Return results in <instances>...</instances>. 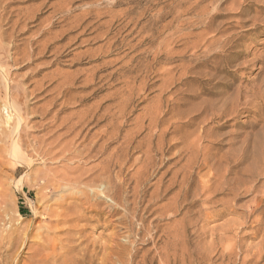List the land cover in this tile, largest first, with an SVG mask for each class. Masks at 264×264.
Segmentation results:
<instances>
[{
	"label": "rangeland",
	"instance_id": "1",
	"mask_svg": "<svg viewBox=\"0 0 264 264\" xmlns=\"http://www.w3.org/2000/svg\"><path fill=\"white\" fill-rule=\"evenodd\" d=\"M3 4L8 6L0 14V264H264V0H0ZM86 12L84 32L74 28L54 42L51 35L69 29ZM32 13L38 20L30 18ZM17 19L19 25L12 26ZM24 25L27 32H22ZM43 30L49 33L40 34ZM34 38L38 42L31 43ZM48 39L54 43L43 58L35 54L13 61ZM102 61H108L103 74L110 73L101 82L105 88L76 105L87 91L78 82L75 89L67 88L68 81ZM120 67L117 81L114 71ZM38 70L33 77L45 74L48 88L33 98L24 88ZM119 88L122 106L115 107ZM66 89L70 95H64ZM52 96L55 105L48 102ZM12 100L20 108L23 163L8 153L16 121L7 127L4 119ZM99 103L109 107L108 118L92 128L88 139L102 142L103 130L113 137L120 124V141L106 143L113 141L110 149L121 144L122 175L130 185L142 161L151 163L141 171L146 195L138 208L133 204L137 211L130 216L123 215L121 206L111 214L110 197L103 198L95 214L92 199L85 204L79 188L56 181L80 161L83 169L101 161L96 152L90 155L97 158H83L89 153L84 133L73 140L75 146L82 143L65 159L57 145L71 137L63 135V119L72 112L75 119L86 108L94 111ZM116 109L122 110L120 117L111 115ZM244 147L254 153L237 168L251 167L258 180L251 183L243 176L247 184L237 185L231 175L226 178L234 193L214 192L221 169L235 164ZM110 149L103 157L110 153L114 164L118 157ZM45 150L53 155H36ZM40 176L50 183L39 191ZM250 185L254 189L247 191Z\"/></svg>",
	"mask_w": 264,
	"mask_h": 264
},
{
	"label": "bare ground",
	"instance_id": "2",
	"mask_svg": "<svg viewBox=\"0 0 264 264\" xmlns=\"http://www.w3.org/2000/svg\"><path fill=\"white\" fill-rule=\"evenodd\" d=\"M4 6H2V7H0L2 10H0V14L2 15V17L5 15V13L7 12L6 11V7L5 6H8V4H3ZM196 6V5H195ZM87 14H89V12H86L84 15H82L81 16V18H77V20H76V22L73 24H71V26H69V29H61L60 31H58V32H55V34H53V35H51V38H55V39H57V40H54V42H60V41H62V40H64L66 37H67V35H68V33L69 32H71V30L72 29H74V28H83V31H81L80 33H82V32H84V30H85V28H86V26H87V23H86V20H87V17H86V15ZM92 15V14H91ZM89 17V16H88ZM98 17V16H97ZM1 18V17H0ZM10 18H11V16H10ZM9 18V19H10ZM30 18L32 19V20H34V21H36V20H38V15L36 14V13H32L31 14V16H30ZM83 18V19H82ZM92 18V17H91ZM115 22V21H114ZM19 19H17V20H15L14 21V23H13V25L12 26H14V25H19ZM33 26V25H32ZM26 28V26L24 25V27L22 28V29H25ZM250 28V27H249ZM29 30V28H26V31L24 30V31H22V32H27ZM125 30V29H124ZM33 31V30H32ZM44 33H49V30H43V31H41V33L40 34H44ZM126 35V34H125ZM76 37H78V36H75L74 38H76ZM32 38V37H31ZM93 38V37H92ZM206 39V38H205ZM49 40L50 39H48L46 42H44V43H39V44H37V46L36 47H33L31 50H29V51H24V56H22L21 58H16V57H14L13 58V61H15V62H17V61H20V60H23V59H29L30 57H32V56H34L35 54H37V55H39L41 58H43L44 56H46V52L49 50V48H51V44L52 43H54V42H52V43H49ZM142 40V39H141ZM225 41V40H224ZM36 42H38V40L37 39H33L32 41H31V43H36ZM75 42V41H74ZM226 42V41H225ZM88 43H89V41H88ZM139 43V42H138ZM204 44V43H203ZM210 45V44H209ZM228 47V46H227ZM36 49H37V53H36ZM81 52V51H80ZM141 52V51H140ZM66 54H65V56H67V55H69V52H65ZM207 55V54H206ZM102 56V55H101ZM136 56V55H135ZM195 56V55H194ZM210 56V55H209ZM75 57V56H74ZM74 59H79V58H74ZM87 62V61H86ZM88 62H90V61H88ZM49 63L51 64V65H54V64H56L57 63V57L56 58H54V59H52V60H50L49 61ZM107 63H108V61H102L100 64H98V65H93V66H91V67H89L88 69H87V71L85 70L80 76H75V77H72L68 82H69V84H68V87L67 88H70L71 90H73V89H75L73 86H74V84L76 83V82H78L79 84H80V87L79 88H82L83 90L85 89V91H87V93H83L82 95H80L78 98H79V103L78 104H76V105H78V106H82V103H84V102H86V101H88V100H90L92 97H93V95H95L96 93H98L99 91H102L103 90V87H104V84H102L101 85V82H103L104 81V79L105 78H107V76L110 74V73H106V74H103V72L106 70V65H107ZM128 64V63H127ZM120 69H121V67L120 68H116L115 69V71H114V74L117 76V81H119V77L120 76H122V75H120ZM134 69V68H133ZM43 70V69H42ZM42 70H38V71H36L35 72V74H32V76L30 77V78H33V79H31L29 82H30V84L29 85H27L25 88H24V91L26 90L27 91V93L28 94H30V95H32V97L33 98H35V97H37V96H39L41 93H43V92H45V91H47V88H48V86H44V78H45V74H43V75H41L40 76V78H35L36 77V75H38L39 74V72L40 71H42ZM78 70V69H77ZM206 72V71H205ZM99 73H101L100 75H99ZM105 73V72H104ZM33 75L35 76V77H33ZM29 76V75H28ZM62 76V75H61ZM27 79V78H26ZM206 79V78H205ZM136 81V80H135ZM51 82V81H50ZM116 82V81H115ZM150 84V83H149ZM48 85V84H47ZM135 85V84H134ZM262 85V84H261ZM164 87V86H163ZM105 88V87H104ZM172 88V87H171ZM87 89V90H86ZM166 89H167V87H166ZM243 89V88H242ZM63 90V89H62ZM263 90V89H262ZM248 91V90H247ZM258 91V90H257ZM243 92V91H242ZM70 93V90H68V89H66L65 91H64V95H70L69 94ZM161 93V92H160ZM250 93V92H249ZM59 95V94H58ZM72 95V98H74V97H76V96H74L73 94H71ZM115 95H116V100H120L121 98H122V96H121V90H120V88L119 89H116V91H115ZM10 96V95H9ZM129 96V95H128ZM227 96V95H226ZM161 97V96H160ZM43 98H45V95L43 96ZM69 98H71V97H69ZM110 98V97H109ZM227 98V97H226ZM55 97L54 96H52L51 98H49V101L48 102H50V104H54V101H55ZM220 100V99H219ZM107 101V100H106ZM164 101V100H163ZM232 101V100H231ZM76 102V101H75ZM105 102V101H104ZM116 102V101H115ZM71 103V102H70ZM73 103V102H72ZM103 103V102H102ZM121 103H122V101L120 100V101H118L116 104L114 103V106L115 107H119V106H122L121 105ZM140 103V102H139ZM172 103V102H171ZM240 103V102H239ZM63 104V103H62ZM55 105V104H54ZM53 105V106H54ZM68 105V104H67ZM70 105V104H69ZM75 105V106H76ZM9 106H10V108H11V110H10V113H8L7 115H6V117H5V119H4V123L6 124V125H8L7 127H9L10 126V122H11V120L13 119H15L14 120V122H15V124L13 125V126H11L12 128H11V130H10V133H12V140H11V146H10V149L8 150V153L11 155V157H13V158H15L19 163H21L22 161H23V144H22V140H21V137H20V135H19V120L21 121V118H20V108H19V105L15 102V101H11V102H9ZM66 106V105H65ZM203 106V105H202ZM63 107V106H62ZM155 107V106H154ZM161 107V106H160ZM204 107V106H203ZM150 108V107H149ZM225 108V107H224ZM263 108V107H262ZM108 109H109V107L108 106H103V104H101V103H99L98 105H97V109L96 110H88L87 108H86V110L85 109H83V111L80 113V114H77V115H75L74 116V118L75 119H73V114L75 113V112H72V113H69V115L65 118V119H63V121H66V125L65 126H63L64 128H65V132L63 133V135L64 134H68L69 136H71L68 140H67V142H63V143H57V145L58 146H61V148L59 149L60 150V153H61V155L63 156V158L62 159H65V158H67V156H68V154H72L73 152H74V149H75V147L76 146H80L81 145V143L82 142H79L78 143V145H74V143H73V140L76 138V136L78 135V136H80L81 134H83V137H84V139H86V140H88V142L86 143V146H87V148H85L86 149V151H88L89 153L88 154H85L84 156H83V158H87V160H89V157H90V159L91 158H97V157H95V156H97V154L96 153H100L101 154V156H102V159H101V161H99L98 163H96L94 166H91V167H89L88 169H83L82 168V166H80L81 164H79V163H81V161L80 162H78V166H74V168H72V167H69V169H73V170H69V172L68 171H65V172H61L60 173V177L58 178V179H56V181L57 182H61V183H63V184H65V185H67V186H70L71 188H72V186H74V187H77V188H79L80 189V191H81V194H82V196H83V198L81 197V199H84V203L86 202L87 203V201H89L90 199H92L93 200V202H91V206L93 207V211L95 212V214L96 213H99V212H101V209H102V207L100 206L101 205V203H104V199H105V197H110V199L109 200H111V202H113V203H108L109 205H107L109 208H110V213L112 214V213H117L118 214V212H119V207L121 206L122 208V210L124 211V213H123V215L126 217L128 214H129V216H130V214L132 215V214H135V212L137 211V210H135V209H137L138 208V205H136V203H138L139 201H141L142 202V196H144V194L146 195V193H145V190L146 189H144V188H142L141 187V183L143 182V178H142V174L144 175V171L145 170H147L148 168H149V166L151 165V163H150V161L148 162H146V161H142V163H141V165L140 166H138V168L136 169V171L133 173L134 174V178H135V181H134V183H133V185H130V183L128 182V181H126V177L124 178V176L122 175V172H123V167H124V165H123V163H124V158H122V157H120V153H118V151H119V149H120V146H121V144L120 145H118V146H113L111 149L109 148L110 147V143H112L113 141H111L110 143H106V140H111V139H113V138H115V141H117V139L119 140V138H120V135H119V130H120V127H119V123L118 124H116L115 125V127H114V129L112 130V136L113 137H111L110 135H108L106 132V130H103V133L101 132V134H100V139H102V138H104V140L102 141V142H99L98 140L97 141H93L92 142V138L90 137V139H88V134L90 133V131L92 130V128L93 127H96L99 123H101V122H103V121H105V120H107V118H108V115H106V114H109V112H107L108 111ZM133 109V108H132ZM100 110H101V112H100ZM150 110V109H149ZM232 110V109H231ZM194 111V110H193ZM157 112H159V111H157ZM221 113V112H220ZM116 114H118L117 115V117H120L121 115H122V110H114V112L111 114V115H113V117L116 115ZM159 114V113H158ZM218 114V113H217ZM216 114V115H217ZM16 116V117H15ZM148 116V115H147ZM192 116V115H191ZM113 117H112V119H113ZM146 118V117H145ZM190 118V117H189ZM179 122V121H178ZM132 124V123H131ZM90 125H92L91 127H90ZM169 126V125H168ZM171 126V125H170ZM7 127L5 128V129H7ZM106 127H107V125H106ZM152 127V126H151ZM138 129V128H137ZM136 130V129H135ZM166 129H164V131H165ZM201 130V129H200ZM6 131V130H5ZM101 131V130H100ZM127 131V130H126ZM4 133V134H3ZM5 133H7V132H2L1 134H3V136L5 135ZM9 133V134H10ZM189 133V132H188ZM8 134V135H9ZM18 134V135H17ZM98 134V133H97ZM7 135V134H6ZM6 135H5V137H6ZM188 135V134H187ZM15 136H17L16 138H15ZM1 137V136H0ZM82 137V138H83ZM106 137V138H105ZM195 137V136H194ZM2 138H4V137H2ZM1 138V139H2ZM15 138V139H14ZM194 139V138H193ZM4 140V139H3ZM76 140V139H75ZM120 141V140H119ZM132 141V140H131ZM10 143V142H9ZM51 143H53V142H51ZM51 143H47L48 145H51ZM121 143V142H120ZM131 143V142H130ZM60 144H62V145H60ZM126 144H128V143H126ZM255 144H257V142L255 141ZM254 144V146L252 147V148H254L255 149V145ZM56 145V144H55ZM41 146V145H40ZM46 146V145H45ZM128 146H129V144H128ZM131 146V145H130ZM123 148H124V146H122ZM122 147H121V149H122ZM148 147H150V146H148ZM147 147V148H148ZM147 148H146V150H147ZM33 149H35V147L33 148ZM36 149H37V147H36ZM109 149H110V152L111 153H113L114 155H116L117 157H118V160H117V162L116 163H114V164H111L110 163V161H111V154L109 153L108 155H106V156H104L103 157V155L107 152V151H109ZM125 149H126V147H125ZM124 149V150H125ZM150 150V149H149ZM242 150H243V152H242ZM242 150H241V152H242V154H241V156H239L238 158H236V159H233V157H232V159L234 160V161H236V163L235 164H233V165H229V166H227L226 167V169L225 168H223V169H221L223 172H221V173H219L218 174V176H219V178H218V181H217V184H216V186H215V188H214V192H219V191H221L222 193H225V194H232V193H234V190H235V188L234 187H232V184H233V182H229V180L226 178V177H229V176H231V175H233V178L234 179H232V180H237V182H236V184L237 185H243V186H245L246 184H247V180L246 179H244L243 178V176H248L249 177V180H250V182L251 183H253L254 181H257L258 179H257V175L259 174V173H257V175L256 174H254V172L252 173L251 171H250V168H242V169H238L237 167H238V165L239 164H241V162L244 160V159H247V157H249V153H251V150H249L247 147H244V148H242ZM256 150V149H255ZM40 151V150H39ZM51 150H49V152L48 151H43V153L41 152V154L37 151L36 152V155L39 157V155L41 156H50V155H53V153H51L50 152ZM126 151V150H125ZM253 151V153H254V150H252ZM6 152V151H5ZM33 152V151H32ZM57 152V151H56ZM55 152V153H56ZM94 153V152H96L95 153V155H90L91 153ZM147 152H148V150H147ZM233 152V151H232ZM59 153V154H60ZM35 155V156H36ZM78 156H82V152L80 151V153L78 154ZM122 156V155H121ZM138 156H140V155H138ZM148 156V155H147ZM145 157V159H147L148 157ZM237 156V155H236ZM10 157V158H11ZM231 157V156H230ZM235 157V156H234ZM82 158V159H83ZM150 158V157H149ZM30 159V158H29ZM80 159V158H79ZM151 159V158H150ZM227 160H229L230 162L232 161V159L231 158H229V157H227L226 158ZM81 160V159H80ZM126 160V159H125ZM137 160H139V159H137ZM136 160V161H137ZM148 160V159H147ZM221 160V159H220ZM15 161V160H14ZM141 161V160H140ZM222 161V160H221ZM76 162V161H75ZM23 163V162H22ZM227 163V162H226ZM16 164V163H15ZM254 164V163H253ZM18 165V164H17ZM114 165V166H113ZM252 165V164H251ZM253 167V166H252ZM68 168V167H67ZM111 168H117V170L114 172V175H112L111 173H108L110 170H111ZM63 169H64V167H63ZM19 170V169H18ZM66 170V169H65ZM177 170H178V168H177ZM176 170V171H177ZM252 170V169H251ZM141 171H143V172H141ZM250 171V172H249ZM253 171V170H252ZM48 172V171H47ZM50 173V172H49ZM171 173H174V172H171ZM182 173V172H181ZM47 173H45L44 175H46ZM147 174V173H146ZM178 174V173H177ZM148 175V174H147ZM183 175H184V173H183ZM236 175H238L239 176V178L237 179L236 178ZM172 176H175V174L173 175L172 174ZM41 177V176H40ZM144 177V176H143ZM146 177V176H145ZM150 176H148V178H149ZM160 177V176H159ZM162 177V176H161ZM129 178V177H128ZM173 178V177H172ZM143 179V180H142ZM147 179V178H146ZM159 179H161V178H159ZM182 179H183V177H182ZM35 180V179H34ZM41 180L43 181L42 182V184L41 185H39L38 186V190L40 191V190H42L44 187H46V185L47 184H49L50 183V178H48L47 176H44V177H41ZM113 180H115L113 183H112V181ZM148 180V179H147ZM169 180V179H168ZM167 180V181H168ZM172 180V179H171ZM56 181L54 180V183H52V185H56ZM161 181V180H160ZM173 181V180H172ZM209 181V180H208ZM131 182V181H130ZM174 182V181H173ZM31 183V182H30ZM37 183V182H36ZM35 183V184H36ZM111 183H112V186H111ZM154 183V182H153ZM169 183V182H168ZM172 183V182H171ZM157 184V183H156ZM166 184V183H165ZM51 185V184H50ZM161 185H162V182H161ZM176 185V184H175ZM205 186H206V184H204ZM203 185V186H204ZM224 185L226 186V187H224ZM160 186V185H159ZM169 186V185H168ZM168 186L166 185L165 187L166 188H168ZM171 186V185H170ZM56 187V186H55ZM155 187H157V186H155ZM262 187H264V182L262 183ZM76 188V189H77ZM88 188V189H87ZM149 188V187H148ZM170 188V187H169ZM254 189V186L253 185H250V187H246V189H247V191L249 190V189ZM74 189V188H73ZM79 189H77L78 191H79ZM131 190V194H129L128 195V190ZM156 189V188H155ZM206 189V188H205ZM87 190H88V192H87ZM163 190V189H162ZM153 191H154V189H153ZM173 191V190H172ZM75 192V191H74ZM155 192V191H154ZM80 193V192H79ZM28 194L29 193H25L24 195L27 197L28 196ZM74 194V193H73ZM75 194H76V192H75ZM78 194V193H77ZM148 194V193H147ZM155 194V193H154ZM168 194V193H167ZM152 195V194H151ZM93 198H92V197ZM45 200H46V198L44 197V196H42ZM41 197V198H42ZM130 197H132V201H130L131 199H130ZM180 197V196H179ZM179 197H177V199H179ZM262 197L264 198V189L262 190ZM104 198V199H103ZM145 198V197H144ZM150 198H151V196H150ZM172 198H173V196H172ZM142 199V200H141ZM108 200V199H107ZM108 200V201H109ZM106 202V201H105ZM85 203V204H86ZM132 203V208H130L131 209V211L132 212H128L127 210L129 209V205ZM224 203V202H223ZM40 204V203H39ZM78 204H80L81 205V202L80 203H78ZM78 204H75V205H78ZM100 204V205H99ZM107 203H105V205H106ZM133 204H135L136 205V207L137 208H135V205H133ZM42 205V204H41ZM79 205V206H80ZM102 205H104V204H102ZM105 205L103 206L104 208H105ZM162 205V204H161ZM169 205H170V203H169ZM226 205V204H225ZM38 206V205H37ZM72 206V205H71ZM74 206V205H73ZM72 206V207H73ZM81 206H84V205H81ZM101 208H100V207ZM134 206V207H133ZM171 207H172V205H170ZM188 206V205H187ZM260 206V205H259ZM131 207V206H130ZM257 207V206H256ZM81 208V207H80ZM103 208V209H104ZM170 208V207H169ZM173 208V207H172ZM175 208V207H174ZM185 208H186V206H185ZM33 209V208H32ZM77 209V208H76ZM82 209V208H81ZM99 209V210H98ZM106 209H108V208H106ZM129 209V210H130ZM252 209V208H251ZM34 210V209H33ZM46 210V209H45ZM44 210V211H45ZM186 210V209H185ZM264 209H262L261 211H263ZM82 211V210H81ZM109 211V210H108ZM36 212V211H35ZM35 212L33 211V214H35ZM69 212V211H68ZM80 212V211H79ZM78 212V213H79ZM72 213H73V211H72ZM78 213H75V214H77V217H79L78 216ZM83 213V212H82ZM253 213V212H252ZM64 214H67V213H64ZM74 214V213H73ZM260 215H261V212L259 213ZM263 214V213H262ZM56 215V214H55ZM72 215V214H71ZM79 215H80V213H79ZM72 216H74L75 217V215H72ZM72 216H69V217H72ZM86 216V215H85ZM82 217V216H81ZM84 217V216H83ZM91 217H92V215H91ZM123 216L121 215V217H120V220H121V218H122ZM124 217V218H125ZM259 217V216H258ZM56 218V217H55ZM65 219H64V221L65 220H67L66 218H67V216H65L64 217ZM73 218V217H72ZM72 218H71V220H72ZM80 218V217H79ZM86 218V217H85ZM124 218H122V219H124ZM75 219V218H74ZM73 219V221H77V220H74ZM78 219V218H77ZM82 219V218H81ZM127 219V218H126ZM70 220V221H71ZM79 220V219H78ZM113 220V219H112ZM119 220V219H118ZM258 220V222L260 221V219L258 218L257 219ZM69 221V222H70ZM66 222V221H65ZM78 222V221H77ZM77 222H75V223H77ZM122 222V221H121ZM143 222V221H142ZM261 222V221H260ZM264 223V222H263ZM71 224V223H70ZM78 224V223H77ZM131 224V223H130ZM71 225H73V224H71ZM75 225V224H74ZM80 225V224H79ZM132 226V228H133V225L134 224H131ZM28 226V225H27ZM68 226V225H67ZM83 226V228H84V225H82ZM260 226V225H259ZM71 227V226H70ZM75 228L74 229H76V226H74ZM130 227V226H129ZM145 227V226H144ZM29 228V227H28ZM139 229V228H138ZM28 230V229H27ZM26 230V231H27ZM72 230V229H71ZM133 230V229H132ZM182 230V229H181ZM70 231V230H69ZM77 231H78V228H77ZM76 231V232H77ZM185 231V230H184ZM139 232V231H138ZM182 232H183V230H182ZM81 233V232H80ZM181 234H184V232L183 233H181ZM175 235V234H174ZM26 236V235H25ZM175 236H177V234L175 235ZM180 236V235H179ZM68 237H72V236H68ZM184 237H185V235L183 236V239H184ZM175 238V237H174ZM181 238H182V236H181ZM51 239H53V238H51ZM68 239H70V238H68ZM176 239H177V237H176ZM178 240V239H177ZM181 240V239H180ZM26 241V240H25ZM37 241V240H36ZM128 241V240H127ZM146 241V240H145ZM182 242V241H181ZM51 243H53V241H51ZM234 243V242H233ZM88 244V246H89V243H87ZM87 244H85V245H87ZM184 244V243H183ZM53 245H55L54 243H53ZM85 245L83 246V247H85ZM260 245V244H259ZM80 246V245H79ZM87 246V247H88ZM235 246V245H234ZM83 247H82V249H83ZM93 247V246H92ZM70 248H71V246L69 247V250H70ZM78 248V247H77ZM80 248H81V246H80ZM176 248V247H175ZM39 250H40V248H38ZM54 248H51V253H53L54 252V250H53ZM68 249V248H67ZM75 249V248H74ZM74 249H73V252H74ZM86 249V252H87V248H85ZM36 250H37V248H36ZM38 250V251H39ZM41 250H43L42 248H41ZM69 250H66V252L67 251H69ZM72 250V249H71ZM81 250V249H80ZM89 250H91V249H89ZM88 250V251H89ZM79 251V250H78ZM84 251V250H83ZM92 251V250H91ZM216 251V250H215ZM263 251V250H262ZM41 252V251H40ZM39 252V253H40ZM72 252V251H71ZM80 253H81V251H79ZM230 252V251H229ZM260 252V251H259ZM39 253H37L36 252V255H38ZM70 253V252H69ZM68 253V255H70ZM90 253V252H89ZM34 255H35V253H33ZM59 254V253H58ZM66 254V253H65ZM72 254V253H71ZM83 254V253H82ZM86 254H88V253H86ZM93 254V253H92ZM131 254H134V253H131ZM263 254V253H262ZM262 254H258V256H261ZM67 255V254H66ZM73 255H75L74 253H73ZM77 255V254H76ZM75 255V256H76ZM81 255V254H80ZM94 255V254H93ZM93 255H92V257H93ZM46 256V255H45ZM74 256V257H75ZM79 256V255H78ZM86 256V255H85ZM130 256V255H129ZM60 257V256H59ZM59 257H58V259H59ZM63 257V256H62ZM65 257V256H64ZM68 257H71V256H68ZM73 257V258H74ZM81 257H84V255L83 256H81ZM89 257V256H88ZM65 258H67V257H65ZM80 258V257H79ZM87 258V257H86ZM90 258H91V256H90ZM261 258L263 259V256H261ZM49 259H50V256H49ZM76 258H74L73 260H75ZM84 259V258H83ZM82 259V260H83ZM260 259V258H259ZM38 262H39V260L38 259H36ZM42 260V259H41ZM45 260V259H44ZM57 260V259H56ZM62 260V259H61ZM66 260V259H65ZM67 260H70V259H67ZM246 260V259H245ZM46 261V260H45ZM81 261V260H80ZM90 261V260H89ZM144 261V260H143ZM47 262V261H46ZM54 262V261H53ZM62 262H63V260H62ZM74 262V261H73ZM76 262V261H75ZM75 262H74V264H75ZM93 262V261H92ZM11 263V262H10ZM34 263V262H33ZM35 263L36 264H38L36 261H35ZM39 263H41V262H39ZM43 264H44V262H42ZM41 263V264H42ZM55 263V262H54ZM69 263V262H68ZM71 263V262H70ZM78 263V262H77ZM138 263V262H137ZM245 263V262H244ZM56 264V263H55ZM72 264V263H71ZM79 264V263H78ZM81 264V263H80Z\"/></svg>",
	"mask_w": 264,
	"mask_h": 264
}]
</instances>
